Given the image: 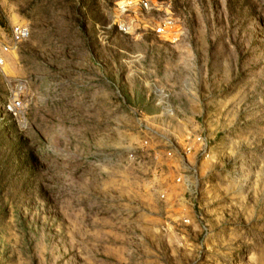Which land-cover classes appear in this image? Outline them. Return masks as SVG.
I'll return each instance as SVG.
<instances>
[{
    "label": "rangeland",
    "instance_id": "obj_1",
    "mask_svg": "<svg viewBox=\"0 0 264 264\" xmlns=\"http://www.w3.org/2000/svg\"><path fill=\"white\" fill-rule=\"evenodd\" d=\"M150 2L0 0V264H264V0ZM146 129L208 135L185 195Z\"/></svg>",
    "mask_w": 264,
    "mask_h": 264
},
{
    "label": "built area",
    "instance_id": "obj_2",
    "mask_svg": "<svg viewBox=\"0 0 264 264\" xmlns=\"http://www.w3.org/2000/svg\"><path fill=\"white\" fill-rule=\"evenodd\" d=\"M120 9L124 13L131 11H140L143 14H151L157 12L161 7L150 0H124V4ZM130 24L122 22L118 23V27L125 31ZM155 33L167 40H178L180 33L171 17L165 16L156 21L153 25ZM30 36V28L25 24H14L10 28L9 38L7 41L0 40V71L5 65V54L13 52L18 45L27 40ZM19 105L18 101L12 103V107ZM10 109V107H9ZM12 110V108H11ZM147 130V129H146ZM155 136H161L163 142L154 146H149L148 141ZM180 138V139H179ZM211 149V143L208 135L202 131L192 133L187 132L178 135V132L169 129L166 133L159 134L157 131L148 129L144 131V137L140 140L135 149L130 151L131 160L140 162L142 153H153L157 158L163 155L173 169H176L175 182L179 183L182 189V195L189 192L192 186L193 175L197 172L195 163L199 161V157L208 156ZM165 192L160 193V198H165Z\"/></svg>",
    "mask_w": 264,
    "mask_h": 264
}]
</instances>
